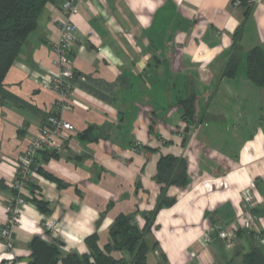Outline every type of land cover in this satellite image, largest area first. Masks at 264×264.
Returning a JSON list of instances; mask_svg holds the SVG:
<instances>
[{
  "label": "crops",
  "instance_id": "obj_1",
  "mask_svg": "<svg viewBox=\"0 0 264 264\" xmlns=\"http://www.w3.org/2000/svg\"><path fill=\"white\" fill-rule=\"evenodd\" d=\"M63 1L47 4L0 95V231L20 157L44 120L56 115L75 127L36 155L14 231L17 264H28L37 235L59 244L63 256L83 255L94 233L104 247L122 213L136 211L142 228L143 212L154 209L160 193L154 177L163 155L186 158L190 182L168 188L176 202L159 210L147 236L150 263L244 264L253 246L264 251L245 228L234 249L218 239L203 243L214 224L228 226L239 217L247 188L255 194L264 238V88L251 83L243 66L253 46L264 52V0H254L246 20L232 0L82 1L73 16L75 76L67 99L43 83L58 70L53 46L65 18ZM243 22L241 65L234 78L222 77ZM190 94L196 95L194 124L183 119L179 103ZM38 168L67 186L58 187ZM33 197L48 200L50 210L41 211ZM47 220L59 228L46 229ZM6 258L0 240V262Z\"/></svg>",
  "mask_w": 264,
  "mask_h": 264
},
{
  "label": "trees",
  "instance_id": "obj_2",
  "mask_svg": "<svg viewBox=\"0 0 264 264\" xmlns=\"http://www.w3.org/2000/svg\"><path fill=\"white\" fill-rule=\"evenodd\" d=\"M53 1L55 0H0V95L9 69L19 56L31 33L37 28L39 19L47 4ZM232 3L235 6L242 7L246 20L251 13L254 0H232ZM243 25L244 22L233 35V53L223 69L222 77L234 78L237 75L241 65V47L238 41ZM246 71L251 83L257 87L264 88V52L261 46H253L247 52ZM179 103L183 108V119L188 124H194L197 112L196 95L190 94L185 98H181ZM88 130L82 133L81 137L88 136ZM186 139L187 136H185L184 140L186 141ZM52 155L55 156L56 154H50V156ZM46 156L48 155L45 154ZM35 160L32 170L36 168ZM38 169L47 179L57 183L58 187L67 186V184L52 174L41 168ZM19 177L20 175L18 174L17 178ZM154 179L161 186L160 193L154 209L143 212L145 224L142 228L137 222L136 211L130 214L122 213L111 226L109 241L104 247L99 245L98 234L94 233L86 238L90 251L83 255L70 253L63 256L59 244L49 243L37 235L29 243L31 255L28 264H59L61 260L64 264H152L148 261V253L152 246L147 236L153 230L159 210L176 202L175 197L167 195L168 188L172 185L181 189L188 186L190 178L187 159L174 155L161 156ZM28 185L29 182L27 187ZM11 189L13 198H15L17 190L12 187ZM24 198L26 199L25 196ZM33 201L41 211L48 212L50 210V202L48 200L33 197ZM253 212L255 214V208ZM251 234L256 238L254 232H251ZM262 244L264 246V243ZM113 252H124L128 256L115 257ZM14 263H16V259L11 263L7 259L0 262V264ZM244 264H264V251L261 247L253 246L249 252L245 253Z\"/></svg>",
  "mask_w": 264,
  "mask_h": 264
},
{
  "label": "built area",
  "instance_id": "obj_3",
  "mask_svg": "<svg viewBox=\"0 0 264 264\" xmlns=\"http://www.w3.org/2000/svg\"><path fill=\"white\" fill-rule=\"evenodd\" d=\"M82 1L92 0H65L62 3V10L65 18L60 23V36L55 42L53 49L56 54L55 64L58 68L57 73L50 79H44L46 87L57 92L63 99H67L71 94L72 79L75 71L71 62L70 54L75 47V34L77 25L73 21V16L77 13L79 4ZM75 131L74 125L56 115H49L40 127L38 134L34 137L28 148L20 157L18 163L19 178L11 184L17 190V196L8 204V217L0 231V240L6 247L7 260L11 263L14 258V231L19 222L21 208L27 203L24 198V190L27 187L32 165L38 152L43 148H51L58 145L57 139H66ZM255 208V194L253 190L247 188L242 194V211L239 217L231 225L214 224L211 229L206 231L203 236V243L206 245L218 239L224 243L226 249H234L239 244V231L242 228L254 232L256 238L264 243V238L257 229ZM46 229L57 230L59 223L56 220L44 222ZM14 264H17L14 263Z\"/></svg>",
  "mask_w": 264,
  "mask_h": 264
},
{
  "label": "rangeland",
  "instance_id": "obj_4",
  "mask_svg": "<svg viewBox=\"0 0 264 264\" xmlns=\"http://www.w3.org/2000/svg\"><path fill=\"white\" fill-rule=\"evenodd\" d=\"M243 66H244V69H246V65L243 64ZM242 68H243V67L240 68V73L242 72ZM261 245H263V244H261ZM229 254H231V253H229Z\"/></svg>",
  "mask_w": 264,
  "mask_h": 264
}]
</instances>
